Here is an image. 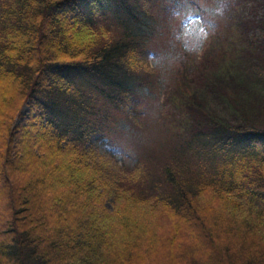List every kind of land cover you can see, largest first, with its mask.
<instances>
[{"label":"trees","instance_id":"trees-1","mask_svg":"<svg viewBox=\"0 0 264 264\" xmlns=\"http://www.w3.org/2000/svg\"><path fill=\"white\" fill-rule=\"evenodd\" d=\"M225 1L0 0V264H264V129L160 100Z\"/></svg>","mask_w":264,"mask_h":264},{"label":"rangeland","instance_id":"rangeland-1","mask_svg":"<svg viewBox=\"0 0 264 264\" xmlns=\"http://www.w3.org/2000/svg\"><path fill=\"white\" fill-rule=\"evenodd\" d=\"M160 100L168 125L184 138L211 120L264 129V0L223 4L220 24L194 54H182L178 83L165 86ZM88 139L99 152L113 149L107 137Z\"/></svg>","mask_w":264,"mask_h":264},{"label":"bare ground","instance_id":"bare-ground-1","mask_svg":"<svg viewBox=\"0 0 264 264\" xmlns=\"http://www.w3.org/2000/svg\"><path fill=\"white\" fill-rule=\"evenodd\" d=\"M214 1V0H213ZM219 1V0H218ZM221 1V0H220ZM226 2V1H225Z\"/></svg>","mask_w":264,"mask_h":264}]
</instances>
